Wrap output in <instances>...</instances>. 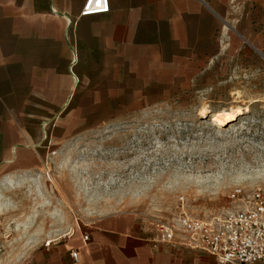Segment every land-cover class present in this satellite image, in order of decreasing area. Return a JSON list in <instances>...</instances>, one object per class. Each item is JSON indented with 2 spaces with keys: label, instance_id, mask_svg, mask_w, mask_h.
Returning <instances> with one entry per match:
<instances>
[{
  "label": "crops",
  "instance_id": "0c3cea01",
  "mask_svg": "<svg viewBox=\"0 0 264 264\" xmlns=\"http://www.w3.org/2000/svg\"><path fill=\"white\" fill-rule=\"evenodd\" d=\"M81 2L0 0V184L47 170L73 141L164 94L197 92L215 111L244 108L247 93L264 101V0H108L86 16ZM18 264L219 263L116 211Z\"/></svg>",
  "mask_w": 264,
  "mask_h": 264
},
{
  "label": "rangeland",
  "instance_id": "374dc122",
  "mask_svg": "<svg viewBox=\"0 0 264 264\" xmlns=\"http://www.w3.org/2000/svg\"><path fill=\"white\" fill-rule=\"evenodd\" d=\"M251 95L238 97L244 108L215 111L224 108L200 103L197 92L164 94L73 141L47 170L0 184V264H18L99 215L134 211L155 228L209 216L238 203L231 194L264 189V101L247 104ZM224 112L235 117L211 120Z\"/></svg>",
  "mask_w": 264,
  "mask_h": 264
},
{
  "label": "built area",
  "instance_id": "2783aa9c",
  "mask_svg": "<svg viewBox=\"0 0 264 264\" xmlns=\"http://www.w3.org/2000/svg\"><path fill=\"white\" fill-rule=\"evenodd\" d=\"M108 9V0H82L79 15L102 14ZM230 198L238 203L209 216L156 223L157 240L200 250L219 264L264 262V189L253 187L242 198L236 199L235 194ZM4 249L0 238V259Z\"/></svg>",
  "mask_w": 264,
  "mask_h": 264
},
{
  "label": "bare ground",
  "instance_id": "6f19581e",
  "mask_svg": "<svg viewBox=\"0 0 264 264\" xmlns=\"http://www.w3.org/2000/svg\"><path fill=\"white\" fill-rule=\"evenodd\" d=\"M201 113V112H200ZM204 113V111H203ZM235 117V115L233 113H223V114H215L211 120L213 122H217L219 124L223 123V122H226V121H230L232 120L233 118Z\"/></svg>",
  "mask_w": 264,
  "mask_h": 264
}]
</instances>
